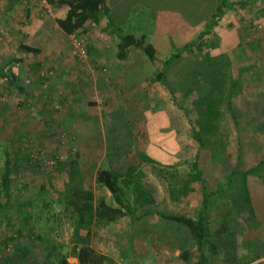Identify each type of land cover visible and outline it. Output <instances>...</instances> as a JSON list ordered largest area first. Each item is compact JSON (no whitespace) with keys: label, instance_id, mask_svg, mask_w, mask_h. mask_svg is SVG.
<instances>
[{"label":"rangeland","instance_id":"obj_1","mask_svg":"<svg viewBox=\"0 0 264 264\" xmlns=\"http://www.w3.org/2000/svg\"><path fill=\"white\" fill-rule=\"evenodd\" d=\"M112 1L125 3L121 12L126 18L123 32L145 37L154 46L158 32L151 27L153 11H179L191 3L206 21L208 10L211 15L216 6V0H200L206 2L204 15L198 0ZM229 1L233 5L226 10L214 36L219 35L217 53L224 56V64H229L227 87L232 86L233 79L238 82L231 94L232 110L227 97L222 108L220 126L225 139L222 143L207 140L206 147L199 148L189 122L178 130L171 125L162 126V119L166 122V115L171 117L175 112L181 118L189 115L196 119L192 100L197 95L185 93L180 71H187L193 63L201 61L203 57L198 53L184 52L167 72L165 83L175 94L174 102L171 94L153 81L154 68L146 83L135 87L126 86L130 79L134 80L132 72L126 85L122 68L115 78L110 69L120 70L117 67L125 66L127 61L118 60L116 38L111 32H94L99 26L90 23L85 32L67 35L54 22L57 16H64L63 8L49 6L44 0H0V66L9 59L22 58L16 69L28 90L25 95L19 94L15 87L0 80V168L5 162L4 152L8 151L16 165L12 175L14 196L35 201L33 207L25 208V214L19 215L14 209L0 216V264H44L43 252L34 238L38 235L48 242L49 251L56 245L67 254L69 264H78L73 249L83 244L108 255L114 264H185L180 252L192 250L194 245L187 228L144 214L155 210L197 216L202 200L200 183L194 185L197 200L192 206L159 198V205L139 210L141 220L133 222L127 218L117 225L96 223L89 235L82 232L80 242L73 238L71 219L63 211L64 202L52 194L63 193L76 184L99 195L106 194L95 180L99 169L125 172L128 166L140 163L146 187L152 191L160 187L167 196L168 183L155 170L159 167L142 163L139 158L140 154H152L163 161L151 145L163 147L160 152L166 156L173 152V159L180 163L177 164L181 175L190 168L184 161H192L198 154L210 191L228 185L239 151L244 158L239 169L254 168L252 162L258 157L254 154L258 151L256 146L259 143L264 147V0ZM186 13L194 12L192 9ZM199 34L196 32L195 38ZM189 35L187 32L183 40ZM214 36L207 38L215 40ZM75 39L83 41L86 57L74 55ZM21 44L38 48L40 53L22 52ZM169 55L167 51L158 52L160 59ZM144 70L149 73L147 66ZM234 118L239 122L238 128ZM155 137L160 140L152 144L150 138ZM213 200L211 229L227 222L230 229H235L241 262L255 258L249 264H264V236L251 239L254 224L261 220L257 206L252 201L251 206H245L241 196L232 190L218 193ZM5 201L6 198L0 197V202Z\"/></svg>","mask_w":264,"mask_h":264},{"label":"trees","instance_id":"obj_2","mask_svg":"<svg viewBox=\"0 0 264 264\" xmlns=\"http://www.w3.org/2000/svg\"><path fill=\"white\" fill-rule=\"evenodd\" d=\"M44 1L49 6L64 9L63 18H56V24L67 35L85 32L90 23L99 24L100 19L106 18L108 28L112 30L111 34H113L114 39L116 38L118 60L124 62L132 53L139 52L144 60L154 68V74L152 75L149 64L147 63L143 68L140 63L141 74L147 75V77L152 75L153 81L164 87L171 94L174 102L176 101L175 94L165 83L171 65H176L175 62L187 51L189 53L196 52L202 56V60L193 63L191 68H187V71H180L185 77H183L184 81L182 82L185 93L197 95L192 100V106H195L196 109V119H193V121L189 115H186V119L193 128V137L198 142L199 148L206 147L207 140L222 143L225 139V134L221 132L222 127L220 126L223 117L222 108L227 101L226 97L229 98V104L231 103V94L238 80L233 79L232 86L227 87L229 79L227 74L229 69L227 68L229 64H224V56L217 53V49L220 47L217 40L219 35L214 36V30L219 27L226 10L233 5L229 0H216V6L211 13L210 24L199 34V37L185 43L181 48L174 47L171 55L163 59L158 57L157 49L154 45L146 42L145 37L137 38L132 34H125L120 27L114 24L108 14L106 0ZM211 35L215 37V40L207 38H210ZM19 49L33 55L40 53L38 48L26 44H21ZM21 62L22 58H12L4 61L0 66V80L15 87L19 94L25 95L28 90L22 85L20 73L16 69V64ZM145 66L148 67V74L145 73ZM128 79H130L129 76L126 77V80ZM183 79L181 77V80ZM129 81L128 85L125 81V85L128 87L138 85V83H131L132 79ZM230 109L232 110L231 104ZM234 125L236 128L239 126V122L235 118ZM4 154L5 162L0 168V197L6 198V201L0 202V216L11 213L14 209L19 215L25 214V208L34 206V198L20 200L14 196L12 175L16 170V165L8 151H5ZM161 154L163 155L162 158ZM161 154L158 158H161L162 162L148 154H140L139 158L142 163L159 167L155 169V166L154 169L168 183V194L165 195L167 199L169 198L173 202H182L187 206L189 198H193L196 193L194 185L200 183L202 186V208L195 217L184 214H168L155 210H150L144 214L155 215L165 221L176 222L187 228L194 245L192 250L183 249L180 252L181 260L185 264H249L253 262L255 258L241 262L237 253V236L233 233L235 229H230L227 222H222L219 227L211 229L210 211L213 206V199L217 194L226 193L229 190L236 192L237 196H241V202L245 203V206H251L247 179L248 176L255 175L262 179L264 183V160L253 169L240 170L239 167L243 166L244 158L241 151H239L236 166L229 174L228 185L215 192L210 191L206 184L204 172L199 165L198 154H196L194 160L184 161L190 168L183 175L178 171L179 165L177 163L179 162H176V158L173 159V152L171 156H166L164 152H161ZM169 157L171 158L169 159ZM173 171L176 172L173 173ZM144 178L145 171L140 163L128 166L125 172L99 169L95 180L106 194L99 195L91 188H84L81 184H76L70 185L63 193L55 192L52 195L57 198L56 200L64 202L63 211L67 212L71 219L73 238L75 241L80 242L82 232L85 231L89 235L92 225L96 223L117 225L127 218H130L133 222L141 220L143 215L138 214L139 210L153 206L156 203L153 194L147 189L143 181ZM34 238L39 242L40 249L43 252L44 264H69L68 255L63 254L58 246L52 245L53 249L49 251L46 246L48 242L42 235ZM73 254L78 264H114L112 258L97 251L90 244L75 247Z\"/></svg>","mask_w":264,"mask_h":264},{"label":"crops","instance_id":"obj_3","mask_svg":"<svg viewBox=\"0 0 264 264\" xmlns=\"http://www.w3.org/2000/svg\"><path fill=\"white\" fill-rule=\"evenodd\" d=\"M107 1V10H108V14L110 15L111 19L113 20L114 24H116L118 27L121 28L122 32L124 30L123 28V24L126 20V18H124L121 15V12L123 10V8L125 7V3H122L121 5H119L118 3H114L112 0H106ZM162 2L165 1H169V0H161ZM202 4L201 7V11L204 13L205 12V7H206V2L205 1H200L198 0V5ZM205 6V7H204ZM193 9V14L189 15L186 12H189V10ZM153 19H152V24L151 27L154 29L153 32H158V39H157V43H154L156 46L155 48L157 49V51H162V52H172L174 47H179L187 42H190L192 40L195 39V35L196 32H203L206 27L210 24L211 21V15H210V10H208V18L205 21L203 18H205L202 15L199 14V12H196L194 5H191V3H189V5H184L183 8L179 11H172L171 9H158L156 11H153ZM205 15V13H204ZM127 17V16H126ZM203 17V18H202ZM57 18H63V16H57ZM56 22V21H54ZM95 24V23H92ZM56 26V24H55ZM98 29H96L94 32H112L111 29L108 28L107 26V19L106 18H102L100 19V23L97 24ZM48 27L51 28L52 24L48 23ZM58 28V26H56ZM59 29V28H58ZM46 32L48 31L47 27L45 28ZM60 32H63L62 30L59 29ZM187 32L190 33L189 36H193L192 39H189V36L187 37L188 39L183 40L186 36H187ZM109 37H112L111 34H109ZM140 38V37H137ZM188 40V41H186ZM160 45H162V48H160ZM167 48H166V47ZM117 49V47H116ZM132 58L130 59V57L126 60L127 64L125 66H115L118 68H120V70H116L115 68V72L114 70L110 69L111 73L115 74V78L117 76H119L121 74V68H122V73H123V82L126 81V77L129 76L130 71L132 73H134V77L131 83L133 84H144L146 83V81L148 80L149 77H147V75H142L141 74V68H139V64L141 63L143 66L146 65L148 62H146L143 58V56H140L139 52H134L132 53ZM149 64V63H148ZM121 65V64H118ZM111 68L114 67L113 65L110 66ZM144 68V67H143ZM153 67L150 66L149 64V69L152 70ZM110 73V74H111ZM141 74V75H140ZM108 75V74H107ZM108 79V77H107ZM258 111H259V106H258ZM152 117H154V115H151ZM167 116V121L165 122L164 119H162V126L165 125H171L172 128H175L176 130H178L179 126L183 127L185 125V123H187V120L184 118L185 116H181L179 114L172 113L171 117H169V115ZM150 123H152V120H150ZM178 126V127H177ZM179 136L178 138H176V142L178 144L179 142ZM152 140V144H154L156 141H159V137H155L153 139L150 138V141ZM172 148V145L170 146ZM177 146H174V148H177ZM150 148L155 149V154L159 155L161 154V149L163 148L159 145H154V147L151 145ZM160 149V150H158ZM256 149L258 150L256 154L258 157L255 158L253 160V165L252 167H256L259 163H261L262 160H264V147L261 144H257ZM152 150V149H151ZM149 156L155 158V156H152V154H150ZM162 154H161V158H162ZM255 163V164H254ZM248 170V169H247ZM247 183H248V188L250 191V198L251 201L253 203V205H256L257 208H255L257 211L260 212V221H257L256 224H254V228H252V237L251 239L257 240L258 238H256L255 236H260L261 237L264 236V183L262 181V179L260 178H256L253 176H248L247 179ZM147 189L153 194L156 203L154 205H159L160 204V200L159 198L165 197V192L162 188L159 187V190H151L149 187H147ZM196 193L194 194L193 198H189V206H192L195 204V201L197 200V198H195ZM202 196V195H201ZM202 198V197H201ZM199 201V199H198ZM200 208H202V200L199 201V210H201ZM194 217V216H193ZM261 226V227H258ZM258 227V230H256L255 228ZM257 231V232H256ZM261 240V239H260ZM252 241V242H253ZM263 241V240H262Z\"/></svg>","mask_w":264,"mask_h":264},{"label":"built area","instance_id":"obj_4","mask_svg":"<svg viewBox=\"0 0 264 264\" xmlns=\"http://www.w3.org/2000/svg\"><path fill=\"white\" fill-rule=\"evenodd\" d=\"M73 37H75V36H73ZM73 47H74V51H73L74 55H77L80 58L86 57L87 51L84 48V44H83L82 40L75 39L73 42Z\"/></svg>","mask_w":264,"mask_h":264}]
</instances>
